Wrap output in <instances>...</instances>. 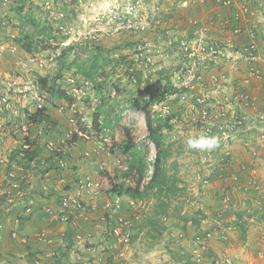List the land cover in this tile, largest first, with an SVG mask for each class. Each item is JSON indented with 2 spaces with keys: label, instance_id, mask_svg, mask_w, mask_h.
Returning <instances> with one entry per match:
<instances>
[{
  "label": "rangeland",
  "instance_id": "obj_1",
  "mask_svg": "<svg viewBox=\"0 0 264 264\" xmlns=\"http://www.w3.org/2000/svg\"><path fill=\"white\" fill-rule=\"evenodd\" d=\"M194 3V0H54L53 5L56 7L53 10L56 14L53 16H50L49 12L41 15V7L42 12H46L43 10L42 0H12L9 5L0 9V30L9 27L15 34L14 41L20 42L22 47V50L19 49L14 54L7 53L11 56L7 58V62H10L12 57H24L26 53L23 48H38L36 50L39 53L34 57L43 58L47 64L43 73L51 71L50 76L55 77L59 74L58 71H61V83H57L59 88L72 84L64 82L63 77L65 80L68 77L74 78L79 86L84 87L86 94L75 102L82 111L78 120L80 122L87 118L86 121L90 124L88 128L82 126V130L88 133V143L93 147L96 143L102 146V153L97 155L100 161L97 157L94 167L103 181L102 188L106 193L112 191L114 185H134L137 181L136 169L130 168L132 152L126 151L123 144L127 139L128 130L135 141L133 150L141 155L146 163L141 189L152 174L156 151L148 138L144 113L131 107L134 98L144 99L149 98L152 93L161 94L166 91L167 85L180 88L179 92L168 95L164 101L153 105V117L163 123L166 118L165 106H169L173 112H178L179 106H188L196 94L210 90L213 84L210 77L213 74L219 77L220 90L224 87L229 89V86L237 87L236 83H228L226 80L230 74L243 76L242 67H237L240 64L234 63L231 56L190 55L179 47L181 39L192 40L198 37L203 38L205 42L210 40L209 32L200 37V34L205 32L201 28V32L196 35L193 30L197 28L198 23L190 21L191 19L188 21V10ZM262 7L264 9V4ZM60 11H63V16ZM259 15L263 16L264 22V10L259 12ZM61 24L65 31L58 35L53 34L56 26ZM187 25L193 36L190 31H180L182 26L186 29ZM51 35L55 37L54 44L43 47L41 44ZM42 50L46 51V55ZM9 81L8 79L6 82ZM220 90L217 95L219 97ZM13 92H16V89ZM64 111L68 109L65 108ZM95 114H99L98 125L93 122ZM73 115L77 114L73 111ZM107 117L111 119L108 125ZM231 119L225 121L230 123ZM164 128L168 129L166 133L163 132ZM255 129L261 133L260 128H251L249 131ZM245 130H237L233 137L217 143L211 150H193L186 144L189 137L200 136L193 128H179L172 123L164 125L161 134L163 148L168 151L165 159L168 186L161 196L156 189H150L148 196L144 198L147 205L143 209L139 232L133 239L130 252L126 259H111L110 264H183L181 260L184 259H179L173 253L175 250L180 255L181 250H185L183 245L178 246L179 242L173 241L172 247L169 233L161 234L154 228L152 230L149 225L142 227V224L149 217L162 219L165 214H183L184 210L194 218L197 208H204L207 213H217L223 220L235 226L228 233V241L218 236L213 238L208 251L211 255L221 258L222 261L223 255L227 254L234 264H264V243L259 242V239L264 240V235L256 233V224L250 226L264 214V195H259L260 189L255 186L250 187L256 190L250 188L243 191L244 174L249 176L251 171L258 181L256 169L250 167L252 162L257 160L258 150L252 148L253 145L249 147L251 163L247 164L250 169L243 173V162L236 157L233 148L234 143L242 142L243 145L242 136ZM256 132H250L254 140ZM84 139L86 140L85 137ZM253 151H257L256 154H253ZM193 156L196 160L192 159ZM236 163L238 165L235 168ZM229 171L239 173V180L233 182L219 177L218 172ZM204 175L210 178L209 183H204ZM227 183L238 189L235 196L237 207L227 205L223 201L222 193ZM172 185H175V188H172ZM238 193L241 196L244 193L252 198H259L260 206L252 205L253 202L250 204L255 212L250 216H253V221L248 219V209L242 204L243 197L241 202L238 200ZM160 202L168 204L166 212L160 211ZM243 209L245 213L242 215L240 212ZM189 224L184 228L178 226L186 232L187 237L189 236L188 240L199 227L194 221ZM190 244L185 241L187 248L192 246ZM53 248L55 249L56 245ZM11 260L12 264L20 263L17 259ZM2 263L3 260L0 259V264ZM7 264H11L10 261Z\"/></svg>",
  "mask_w": 264,
  "mask_h": 264
},
{
  "label": "built area",
  "instance_id": "obj_2",
  "mask_svg": "<svg viewBox=\"0 0 264 264\" xmlns=\"http://www.w3.org/2000/svg\"><path fill=\"white\" fill-rule=\"evenodd\" d=\"M11 1L12 0H0V9L3 6L9 5ZM53 1L54 0H42L44 5L43 10L46 12L43 13L41 7V9H39L40 13H42L41 15H45L48 12L50 16L56 14L53 10L54 7H56L53 5ZM203 1L204 0H200V2ZM253 1L254 0H243L242 3H238L236 0H217L220 5L228 9L233 6V16L231 17L237 21L236 25L233 26L230 17H224L222 24L231 29L236 40H241L243 33L249 37L250 43L246 49L250 53H255L259 49L257 44L258 30L253 22L255 11L251 6V2ZM255 1L264 2V0ZM36 5H38L37 2ZM61 12L63 11H60L59 13ZM61 15L63 16L64 13H61ZM241 20L244 21L243 25L241 24ZM8 28L6 31L7 38L0 41V56L4 54L5 51L15 53L18 49V45L13 42L15 34H13ZM203 30L205 32H202L200 37L209 31L208 28H203ZM64 31L65 29L62 24L57 25L53 34L58 35ZM54 38L55 37L51 35L45 39L44 44H54ZM234 46L235 42L231 43L232 51H228L221 48L215 41L209 40L208 42H205L203 38L198 37H195L192 40L181 39L179 41V47L190 55L199 56L202 54H209L210 56L215 57L228 55L232 57L234 63L239 64L240 60L243 59V48L240 47V49L234 51ZM229 52L231 54H229ZM43 63L44 61L40 60V66L43 65ZM261 72H264V68L262 70L259 68H251L249 70V76L261 77ZM67 80L74 84L70 91V94L73 97L75 96L76 99H80L82 95L86 94L84 87L77 85L74 78L71 79L68 77ZM219 81V77L216 74H213L210 77V82L214 85L212 84L207 93L196 94L188 106H179L178 112H173L169 106H165L164 115L171 116L170 121L174 126L179 128L191 127L200 136L207 135L215 137L218 144L225 142L231 136L233 137L235 132L239 129L260 128L258 120H264V115H260V117H253L246 114L243 115V107L249 110L256 108V101L253 94L244 88L245 83H249V79L245 80L244 85L242 79L237 83V87H233L231 90L225 87L220 90L221 86ZM86 84H88V82H86ZM219 90L221 91L220 97L217 96L220 93ZM181 96L184 97L183 94ZM35 100L39 101L36 106L39 109H42L44 104L52 103L51 100L49 101L50 103H48L45 100V97L40 96H36ZM11 102L12 101L7 92L0 95L1 115L12 106ZM73 111L74 114L76 113L78 116L71 115L70 123L72 127L68 131L67 138L72 139L73 135L78 133L89 141L88 133L82 130L83 125L86 128L90 127V124L86 121L87 118H83V120H80L79 122L78 117H80L82 111L79 109ZM76 116L77 119H75ZM228 118H232L230 123L225 121ZM260 129L262 130V128ZM2 130L3 123H0V131ZM167 131L168 129L164 128L163 132L166 133ZM22 132L24 137L29 136L30 125H22ZM67 138L62 141L61 148L54 147L52 143H48L45 148L47 151L54 154L58 160V168H61L60 170L62 172L61 176H64V172L68 168L67 161L65 160V155L68 153L67 148H65ZM150 141L153 143L152 140ZM95 145L96 146L94 147L92 146L90 151H86L85 153V157L89 161L93 160L94 155L97 156L102 153V146ZM153 145L155 147L154 143ZM31 151V146L26 141L23 142L22 147L18 148L16 151L9 149V153L14 156V166L8 168L5 176L0 178V197L4 196L6 203L8 204L7 209H5V216H8L11 208L17 206L18 202L22 203L20 211H18V214L13 220L15 226L11 230V238L20 241L25 246L29 243H35L39 246H52L55 242L52 234L54 229L61 228L64 236L68 234L69 230H73L74 244L72 254L74 256V264H110L109 260L111 259H123L126 252L129 251L133 244L132 237L139 226L143 209L146 208L147 204L143 198L127 197L125 199L127 203L126 210L129 211L128 213H125L123 211L124 196L115 195L105 201L103 206L104 210L101 211L100 206H98L97 197L99 192L98 188L102 185V182L100 179L94 178L90 174H85L72 180L69 187L67 180L63 178L59 179L58 182L63 188L62 192L54 202H46L44 206L41 207V211L44 213L48 223L47 227L34 231L32 234L22 235L20 233L18 228L19 225L23 222L26 216L31 215L34 209L36 210L33 201L30 200L29 203H26L31 192V186L26 184L29 182L27 181L28 178L25 175L20 176L17 172L18 170H24L29 173L32 169L36 170L38 167L37 159L30 154ZM256 152L257 151H253L252 153L256 154ZM192 159L196 160L195 156H193ZM226 160H228L227 157ZM4 161V159H1V162ZM42 163H45V160H42ZM247 169H250L248 165H243V173ZM153 170L154 169L151 170L152 174ZM218 173H220L219 177L222 179H230V181L233 182L239 180V173L237 172L229 171V173ZM243 177L250 185H255L257 183V179L251 171L249 176L244 174ZM50 179L51 177L49 174H42V192L48 193L50 191ZM202 179L204 183H209L210 181V178L206 175H204ZM125 186H128V184H125ZM237 190L236 186L227 183L224 192L222 193L223 201L227 205L230 204L237 207L238 204L235 199ZM247 209L248 219L253 221V216H250L255 214V212L252 207H248ZM163 221L168 222V217L164 216ZM3 228L4 224L0 221V231ZM233 228L234 226L232 224L223 220V218L217 213L206 212V215L200 219V227L190 240L186 239V237L182 235V232L176 228H172L169 235L175 240L190 241L192 244L190 248L191 254L197 260H202L204 254L209 250L210 242L213 238L218 236L222 239H226L227 234ZM104 239H106L107 243L109 242L108 239H110L111 243L105 245L102 241ZM1 243L2 236L0 232V245ZM96 243H98V245L95 246ZM94 249L99 254H103L104 257L102 256L101 259L100 255L92 257L86 255L85 251H93ZM221 262L225 264H234L233 259L227 254H224ZM33 264H44V262L38 257Z\"/></svg>",
  "mask_w": 264,
  "mask_h": 264
},
{
  "label": "crops",
  "instance_id": "obj_3",
  "mask_svg": "<svg viewBox=\"0 0 264 264\" xmlns=\"http://www.w3.org/2000/svg\"><path fill=\"white\" fill-rule=\"evenodd\" d=\"M236 1L238 3H242L243 0ZM194 2L195 3L191 4L192 7L188 10L191 16L189 15V18H187L188 21L191 19L190 21L198 23L197 28L193 30L196 35L201 32V28H208V35L210 40L217 42L221 48L232 51L231 43L233 42H235V46L233 48L234 51L240 49V47L243 48V60L241 59L242 61L240 60V65L237 66L242 67L243 76H238V74L234 75L232 73L226 79L228 83L233 82L236 84L243 79V85L245 83V80L249 79V83H245L244 88L253 94L256 101V108L249 110L243 107V115L246 114L253 117H260V115H264V72H261V77L249 76V70L251 68H259L260 70L264 68V22L263 16L259 15V12L261 13V11L264 10L262 9V5L264 4V2L255 0L251 2V6L255 11L253 22L258 30L257 44L259 46V49L255 53H250L246 49V47L250 43V39L245 33H243L241 40H236L235 36L231 32V29L227 26H223L222 21L226 14L229 15L231 13V9L223 7L217 2V0H206V5L200 2V0H194ZM185 17L186 16H184V18ZM241 24H244L243 20H241ZM200 25L202 27H200ZM180 31H190L191 33V30L188 29V25L186 29L182 26L180 28ZM193 32L189 34L193 36ZM9 57L11 56L5 54L0 58V90L5 91L8 83L6 81H8V79H14L18 81L17 86L21 90H24L22 89L24 87H31V93L24 92L20 94H14L16 100L12 103L13 105L2 115L0 114V123H3V130L0 131V178H3L5 176L8 168L14 166V156L9 153V149L21 148L23 142H28L32 149L31 154L37 159L38 167L36 168V170H30L29 173L24 170H18L17 172L20 176L25 175L28 178L27 181H29L26 184L28 186H31L30 195L28 194L29 199L26 200V203H29L31 200L35 203L36 206V210L34 209L31 215L26 216L23 222L20 224L21 231L25 234H30L34 231H38L47 227L48 223L44 213L41 211V207L44 206L46 202H54V200H56L58 195L62 192L63 188L58 182L59 179L63 178L67 180L69 187V184L71 185L72 180L85 174H90L97 179L99 178V176L97 175V172L95 170V164H93L94 162L89 161L85 157V155L82 154V152H84L86 148H91L90 144L81 143L80 141L70 142L69 140L65 144V148H68V153L67 155H65V160L67 161L68 168L64 172V176H61L62 172L60 170L61 168H58V160L56 159L54 154L47 151L45 148L48 143H52L54 147H62V141L67 138L66 135L72 127L70 123V117L73 114V110L79 109V106L74 105L73 108L70 109L71 105H69L68 101L60 97L52 96L53 102L51 104H47V107L45 108L47 119L44 121H38L35 115L31 122V120L28 118V114L29 112L35 111L36 101H34V96L37 94L35 75L34 73L29 74L25 73L22 69H18L20 67V64L16 62L17 58L15 57H12L10 62H7V58ZM22 58L24 59V57ZM216 61L218 60L216 59ZM34 68L33 69L35 71H38L37 67L34 66ZM29 82H31V84ZM233 87L234 86H232V88ZM232 88L231 86H229V90H231ZM67 104L68 106H66ZM55 105H58L59 108ZM65 108H67L68 111H64ZM258 123L260 128H262L264 131V120H258ZM22 125H30L29 136H23ZM254 131H257L256 140H254L255 138L253 136H250V132ZM242 137L243 145L242 142L234 143L233 145L235 155L238 159H241V163L243 162V165H245L250 162L251 153L249 152V150L251 148L249 147L253 145L252 148H256L258 150L257 160L256 162H252L253 165H251L250 167L253 166L256 169L255 171L257 172V178L259 181H257L256 185H250L243 177V188L245 189L243 191L250 190V188L256 190L254 189V187H250L255 186L257 189H260L259 195L261 193H263L264 195V132H262L261 130L260 133L257 129L249 131L248 129L245 130V133L243 132ZM258 139L259 143H257ZM1 159H4L5 161L1 162ZM97 159L98 161H100L99 157ZM42 160H45V163H42ZM237 165L238 164L236 163L235 168ZM42 174H49L51 177L49 182L50 191L48 193L41 191ZM99 191L100 194L98 202L101 211H103L105 201L109 197H111L112 194H107L106 192H104V190ZM237 197L240 202L243 197V206H251L250 204L252 202V205H255L256 201L259 199L257 197L252 198L249 195H244V193L243 196L238 193ZM21 206L22 203L18 202L17 206H13L11 208L8 216H5L4 210L0 213V220L4 224V229L2 231L3 243L0 246V252L4 258L3 260L7 261V263H9L10 261V263L12 264L13 262L11 259L13 258L20 261L19 264H33V262L38 257H40L43 260L44 264H66L68 263V261H70L69 264H72V255L70 257L67 256L64 251H56L58 244H56L55 249L49 246H33L32 248H29L21 245L20 242L14 241L10 238V231L13 227V220L18 214V211H20ZM123 206V211L127 213V211H125L127 207L126 200H124ZM3 207L4 206H2V208ZM254 224H256L258 227L256 233H261L262 235H264V214L262 218H259L257 222L250 224V226ZM245 225L246 224H244V226ZM139 228L140 225L138 226L134 235L139 232ZM52 234L59 242H61L63 238L66 242V237L64 236L63 230L61 228L54 229L52 231ZM259 237L261 238V236ZM102 241H105V245H109L111 243V241L107 243L106 239ZM259 242L260 244H263L264 240L259 239ZM97 244H95V246ZM85 252L88 257L100 255L102 259L103 256V254H99L97 251H95V249L93 251ZM260 255L263 256L262 253H260Z\"/></svg>",
  "mask_w": 264,
  "mask_h": 264
},
{
  "label": "trees",
  "instance_id": "obj_4",
  "mask_svg": "<svg viewBox=\"0 0 264 264\" xmlns=\"http://www.w3.org/2000/svg\"><path fill=\"white\" fill-rule=\"evenodd\" d=\"M202 3L205 4L206 0H204ZM229 9H231L232 11L229 15L226 14L225 18L230 17L231 22L233 23V26H235L237 21L234 20L233 17H231L233 16V6ZM0 28H1V22H0ZM1 30H0V35H3L5 37L7 30H4V28L2 31ZM28 50H30V47L28 48ZM58 72L59 74L57 73L58 75L57 77L60 78L62 74H61V71H58ZM86 74L91 75L89 73H86ZM57 77L51 78L49 75H46V76L40 75L39 79H40V84H41V90L48 92L49 94L55 97H64V98L68 97L69 98V95L66 94L65 90L58 87V84L56 82ZM165 89L166 91L161 94L152 93L149 98H144V99L134 98L131 101L132 108H134L137 111H142L144 113L147 130L149 132L148 136L152 139L153 143L155 144V148L157 150L156 157L153 162V169H154L153 174L151 178L149 179V181H147V183L144 185V188L141 189L140 185L146 173V163L143 157L133 150L135 146V141L131 133L128 130L127 139L123 142L124 147H125L124 149H126V151L132 152L131 159H130V168L131 170L136 169L138 177L134 185L133 184H130L128 186H125V184L114 185L112 189V192L114 195H124V196H128L131 198H139V199L143 198L144 199L148 196L150 189H156L157 190L156 192L159 193V195L161 196L165 187L168 186L167 184L168 178H167L166 166H165V159L168 154V151L163 148L164 142H163L161 130L164 127V125H169V123H171L170 122L171 116L170 115H168V117L166 116L167 119L165 118V121L163 122L164 124L162 122L156 121L155 118L153 117V111H154L153 105L164 101V99L168 95H173L179 92L180 88H177L173 85H167ZM70 100L72 101V99ZM35 115L38 121H44L47 119V115L44 109L38 110L35 113ZM98 117H99V114L94 115L93 122L95 125L99 124ZM106 122H107V125L110 124L111 119H108L107 117ZM74 137H76V135H74ZM172 188H175V185H172ZM3 199H4L3 197L0 198V213L3 211V208H4V207L2 208V205L4 204ZM167 206H168L167 203L160 202L159 203L160 211L166 212ZM195 210L197 212L196 216H199V218L198 217L196 218V216H194V218H191L192 216H190V214H187L186 210H184L183 214H180V213H175L172 215L170 214L172 216L170 222H163L161 218L149 217L146 220V222L142 224V227L143 226L146 227L149 225L152 230L154 228L157 232H161V234L163 232L168 234L172 228H175L178 225H181V227L183 228L188 227V223H192L193 221L196 223L197 226L200 227V223H199L200 219L201 217H204L206 215L205 214L206 212L204 208H197ZM244 213H245V209H243L240 212V214L242 215ZM161 222L164 223L162 226H160ZM72 231L73 230H69V234L71 235L67 236L66 238V242L68 244L74 241L72 237L73 236ZM134 238H135V235H133L132 240ZM56 251L61 252L63 250L61 247H59ZM173 253L174 255H177L179 259H182V258L184 259V260H181L183 264H220L221 262V258L214 257L215 255H211L209 252L204 256L202 260H197L190 253H184V255L180 253V255H178L179 252H176L175 250Z\"/></svg>",
  "mask_w": 264,
  "mask_h": 264
},
{
  "label": "clouds",
  "instance_id": "obj_5",
  "mask_svg": "<svg viewBox=\"0 0 264 264\" xmlns=\"http://www.w3.org/2000/svg\"><path fill=\"white\" fill-rule=\"evenodd\" d=\"M7 30V29H6ZM7 38V36H3V35H0V41L1 40H5ZM13 42L14 43H16L17 45H18V49H17V51L16 52H18V50L20 49V48H22L20 45H21V43L20 42H15L14 40H13ZM43 47L45 46H47L46 44H44V43H42L41 44ZM49 45V44H48ZM32 46V45H31ZM42 48V47H41ZM24 50H25V55H24V59L23 58H21V59H17L16 60V62H18L19 64H20V68H18V69H22V70H24V72L25 73H29V74H31V73H34V75H35V84H36V86H37V94L34 96V97H36V96H40V97H45V100L48 102V103H50L49 101L51 100V102H53V95H51V94H49L48 92H45V91H43V90H41V84H40V79H39V76L40 75H43V76H46V75H49L50 76V74L49 73H52L51 71H49V72H47V73H43V71H45V67L47 66V64L44 62L43 63V65H41L40 66V60H43L44 61V59L43 58H39V59H37L36 57H34V55L36 54V53H39V51H37L36 49H38V48H32V47H30V49H31V51L30 50H28V48H23ZM15 52V53H16ZM42 52H45L44 54L46 55V51L45 50H42ZM7 53H9V54H14V53H11V52H8V51H5L4 52V54H2L1 56H0V58L3 56V55H5V54H7ZM43 56V55H42ZM17 63V64H18ZM34 66L35 67H37L38 68V71H35L34 69ZM34 68V69H33ZM40 70H42V71H40ZM58 75L56 74V76L55 77H57ZM51 78H55V77H52V76H50ZM63 79H64V82H66V83H68L69 84V82H68V80H67V78H66V80H65V78L63 77ZM56 82L57 83H61V81H60V78H58L57 77V79H56ZM17 83H18V81H9V83H7V87H6V90L5 91H2V90H0V95H2L3 93H5V92H7L8 93V95H9V97H10V99H11V105H13L12 103L16 100V98L14 97V96H12L13 94H20V93H24V92H30L31 91V87H24V88H22V89H24V90H21V89H19L18 88V86H17ZM30 84H31V82H29ZM32 84H33V82H32ZM67 84V85H68ZM77 85H78V83H76ZM70 85V86H69ZM67 87H62L61 89H63V90H65V92H66V94H68L69 95V98L70 99H72V101L67 97H60V98H62V99H64V100H66V101H68V103H69V105H71L72 107L75 105V102H76V97L74 96H72L71 94H70V91L72 90V88H73V86H74V84H69ZM58 87H59V84H58ZM15 89H16V92H13V91H15ZM12 91V92H11ZM31 93V92H30ZM34 101H36V103H35V111L34 112H29V114H28V118L32 121V119L34 118V116H35V113L38 111V110H41V109H39V108H37L36 106H37V103L39 102V101H37V100H35L34 99ZM51 104V103H50ZM56 107H58V105H55ZM66 106H68V104L66 105ZM47 107V104L45 105L44 104V107L42 108V109H44V111H45V108ZM71 107V108H72ZM59 108V107H58ZM74 135H76V137H74ZM73 135V138L72 139H70V138H67V141L69 140L70 142H75V141H80L81 143H85V141H86V143L85 144H89L88 143V140L86 139H84V137H82V136H80L78 133H75ZM149 135V134H148ZM67 136V135H66ZM78 138V139H77ZM148 138L150 139V140H152L149 136H148ZM217 143H218V141H217V139L215 138V137H211V136H207V135H201V136H198V137H189L188 139H187V141H186V144H187V147L189 148V149H193V150H211V149H213V148H215L216 146H217ZM97 144V143H96ZM91 146V148H92V145H90ZM90 147H88V148H86L85 149V151L84 152H82V154H84L85 155V153H86V151H90V149H91ZM18 148H15V149H13V150H17ZM68 149V148H67ZM155 151H156V153H157V150H156V148H155ZM31 154V153H30ZM12 155V154H11ZM98 156H95L94 155V158H93V160H90V161H92V162H94L93 164H96V158H97ZM99 169H100V167H99ZM98 179H100V178H98ZM101 180V179H100ZM101 182H102V185L98 188V190H103V181L101 180ZM108 193H111L112 195H111V197H109V198H112L113 196H115L114 194H113V192L112 191H108L107 192V194ZM99 194H100V191L98 192V197H97V201H98V199H99ZM124 196V195H123ZM1 197H3L4 198V196H1ZM0 197V198H1ZM128 196H124V200L127 198ZM236 199V198H235ZM4 201V204L2 205V206H4V208H3V210L5 211V209H7V207H8V204L6 203V199L4 198L3 199ZM260 201L259 200H257L256 201V204H255V206H257V205H260V204H258ZM5 205H6V207H5ZM98 206H99V202H98ZM248 207H250V206H245V209H247ZM101 209V208H100ZM125 211H127V213H128V211L129 210H125ZM164 216H167L168 217V222H170L171 221V215L169 214V215H167V214H165V215H163L162 217H164ZM162 220H163V218H162ZM1 221V220H0ZM165 222V221H164ZM14 221H13V227H12V229L14 228ZM179 226V225H178ZM175 227L176 229H178V230H180L181 232H182V235L184 236V237H186V239L187 238H189V236L187 237V234H186V232L182 229V228H179V227ZM235 227V226H234ZM19 231H20V233L22 234V235H25V233H23L22 231H21V228H20V225H19ZM4 229V228H3ZM3 229L0 231L1 232V236H2V243H3V235H2V231H3ZM11 229V230H12ZM233 230V229H232ZM231 230V231H232ZM197 231V230H196ZM195 231V232H196ZM230 231V232H231ZM73 232V231H72ZM194 232V233H195ZM229 232V233H230ZM33 233V232H32ZM32 233H30V234H32ZM193 233V234H194ZM193 234H192V236H193ZM71 234H69V232H68V234L65 236L66 238H67V236H70ZM183 236H182V238H183ZM191 236V237H192ZM54 237V236H53ZM73 237V236H72ZM10 238H11V231H10ZM181 238V239H182ZM220 238V237H219ZM12 239V238H11ZM169 239H170V242H171V244H172V247H174V245H173V241H178L179 243H178V246H180V245H183V247H185L184 249L185 250H181V253L184 255V253H190L191 254V251H190V246L187 248V246H185V241H180V240H175V239H173L170 235H169ZM222 239V238H221ZM228 239H229V234H227V238L226 239H222V240H225V241H228ZM13 240V239H12ZM54 240H55V242H54V244L52 245V246H49V247H53V246H55L56 244H58V247H57V249L59 248V247H61V246H64V247H61L62 248V250L65 252V254L67 255V256H70L71 257V255H72V258H73V263L72 264H74V256H73V254H72V249H73V244H74V241L72 242V243H70V244H68L67 242H65V239L63 238L62 239V241L61 242H59L58 240H56V238L54 237ZM109 241H110V239H108ZM14 241H18V240H14ZM98 241V240H97ZM133 241V240H132ZM18 242H20V241H18ZM190 242V241H189ZM1 243V244H2ZM105 243V242H104ZM211 243V242H210ZM20 244L21 245H23L21 242H20ZM97 244V243H96ZM98 245V244H97ZM191 245V244H190ZM1 246V245H0ZM25 246V245H24ZM33 246H39V245H37V244H35V243H29L28 245H26L25 247H29V248H32ZM43 246H45V245H43ZM46 246H48V245H46ZM132 246H133V244H132ZM132 246H131V248H132ZM131 248L129 249V251L128 252H130V250H131ZM128 252H126V255L123 257V259H126V257H127V255H128ZM208 253V251L206 252V254ZM206 254H204V256L206 255ZM192 255V254H191ZM224 256V255H223ZM0 259L1 260H3L4 258H3V255L1 254V252H0ZM70 263V261H68V263H66V264H69ZM2 264H7V261H4L3 260V263Z\"/></svg>",
  "mask_w": 264,
  "mask_h": 264
}]
</instances>
